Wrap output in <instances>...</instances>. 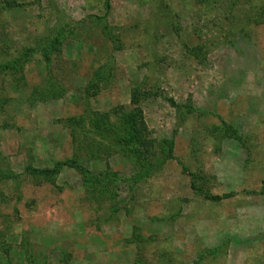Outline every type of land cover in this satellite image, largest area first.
Segmentation results:
<instances>
[{"label":"rangeland","instance_id":"374dc122","mask_svg":"<svg viewBox=\"0 0 264 264\" xmlns=\"http://www.w3.org/2000/svg\"><path fill=\"white\" fill-rule=\"evenodd\" d=\"M0 171V264H264V0H0Z\"/></svg>","mask_w":264,"mask_h":264},{"label":"trees","instance_id":"16d2710c","mask_svg":"<svg viewBox=\"0 0 264 264\" xmlns=\"http://www.w3.org/2000/svg\"><path fill=\"white\" fill-rule=\"evenodd\" d=\"M58 40L55 41V43H53V46L51 47L50 50H45L44 52V57H45V61L47 63H49V55L52 52H55L58 47ZM18 65V61L17 60H13L12 62H10L9 64L3 66L4 68H11L12 70H14L16 68V66ZM104 68L101 67V70H103ZM50 93V92H49ZM136 98H139L141 96V94H136L135 95ZM138 100V99H135ZM136 116V115H135ZM134 114H127L125 116H123L122 121H124V123L126 125L122 126V129L120 131V133H117V136H115L114 134H116V132L111 131V136H113V138H116L117 140H120L119 143H123L124 145H131L132 147H137L139 148L142 145V140H141V133H139V129L137 127V123H136V119H135ZM92 127L95 128L96 131L99 130L100 127V123L97 120H93L92 122ZM123 123V122H122ZM101 129V128H100ZM111 128H107V133L108 131H110ZM141 144V145H140ZM120 145V144H119ZM121 146V145H120ZM143 146V145H142ZM123 148V147H122ZM123 151V149H122ZM130 153V152H128ZM126 154V151L125 153ZM137 159V162L139 163L140 158L139 156L135 155ZM164 158L158 159V162H163ZM65 166H68L70 168L73 169H77L84 177V185L86 186V188L88 189V191L91 193V195L93 196H97L99 197L100 194H103L104 192L106 193L110 188L108 182H101L98 181L97 178L92 179L91 177H88V173L87 171L81 167L77 161H75V159H65V160H61V161H57L52 168H44V169H37V168H33L31 166H27L25 168V172L34 179H42L46 182L52 183L54 184L56 177L59 175L61 169ZM20 179V175L15 174L11 171H0V181H12L14 183H18ZM205 197L207 199L210 200H219L220 197L219 196H212V195H208L205 194ZM226 198V197H224Z\"/></svg>","mask_w":264,"mask_h":264}]
</instances>
